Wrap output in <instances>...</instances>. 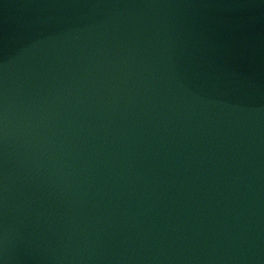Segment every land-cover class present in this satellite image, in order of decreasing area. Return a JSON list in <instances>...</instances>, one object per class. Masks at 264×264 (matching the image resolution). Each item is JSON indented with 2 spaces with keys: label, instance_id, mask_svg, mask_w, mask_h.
I'll return each mask as SVG.
<instances>
[{
  "label": "water",
  "instance_id": "95a60500",
  "mask_svg": "<svg viewBox=\"0 0 264 264\" xmlns=\"http://www.w3.org/2000/svg\"><path fill=\"white\" fill-rule=\"evenodd\" d=\"M0 264H264V0H0Z\"/></svg>",
  "mask_w": 264,
  "mask_h": 264
}]
</instances>
